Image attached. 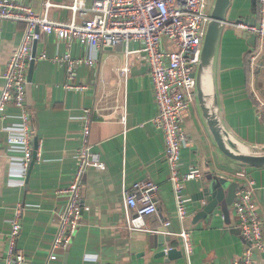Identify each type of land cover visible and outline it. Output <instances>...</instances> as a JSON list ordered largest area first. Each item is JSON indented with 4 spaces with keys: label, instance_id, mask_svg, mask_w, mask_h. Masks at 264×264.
Here are the masks:
<instances>
[{
    "label": "crops",
    "instance_id": "obj_1",
    "mask_svg": "<svg viewBox=\"0 0 264 264\" xmlns=\"http://www.w3.org/2000/svg\"><path fill=\"white\" fill-rule=\"evenodd\" d=\"M22 1L38 13L45 11L47 0ZM49 1L53 4L48 11L51 18H71L69 6L73 0ZM91 3L92 0H86L87 6ZM257 9L258 0H232L227 20L253 16ZM23 30L22 22L0 19V93L5 64L20 43ZM241 32L244 31L225 23L216 63L220 105L225 125L233 134L250 144L264 146V116L253 104H257L256 94L264 99V45L258 66L252 72L250 54L260 44L256 39L252 45ZM141 46L140 41H130L98 51L54 34L38 40L36 56L45 52L47 57L35 59L30 104L27 95L33 138L38 141L35 149L33 139L35 157L25 175L16 159L21 152L8 147L5 129L18 110L8 107V118L0 120V264H4L10 218L17 202L23 204L24 210L18 248L25 260L20 264H188L178 236L182 228L194 234L191 264H231L246 246L234 205L230 222L218 209L195 222V213L204 203L200 200L195 205L193 198L204 186L207 174L239 182L237 173L241 167H247L245 171L255 181L254 197L264 221V166H242L224 157L212 140L197 100L184 112L188 140L182 148L180 163L183 171L197 166L203 176L187 182L186 197L192 208L185 221L179 219L169 182L164 132L154 125L158 107L149 64L147 60L130 63L127 76L121 72L127 63L126 49ZM64 52L73 57L94 56L97 62L92 66L78 65L70 79L66 66L51 59ZM67 83L83 84L86 88L67 87ZM86 109L91 110L92 119L89 143L101 153L106 167L88 168L82 191L85 210L79 227L68 248L58 259L49 260L58 230V211L65 202L58 190L66 188L74 176ZM139 180L158 184V213L145 214L147 229L131 233L126 214L130 211L136 216L137 209L126 207L124 188H131ZM168 221L175 232L170 234L167 245L159 246L156 228ZM172 247L181 250L182 256L169 260L156 257L157 251ZM255 261L264 264V252L256 254Z\"/></svg>",
    "mask_w": 264,
    "mask_h": 264
},
{
    "label": "built area",
    "instance_id": "obj_2",
    "mask_svg": "<svg viewBox=\"0 0 264 264\" xmlns=\"http://www.w3.org/2000/svg\"><path fill=\"white\" fill-rule=\"evenodd\" d=\"M212 3V0H92L91 6H87L86 0H73L69 6L72 10L71 18L61 20L49 16V8L53 5L49 0L45 2L44 13L36 12L22 0H0V19L24 24L21 41L5 64L0 93V120L8 118V107L18 110L16 118L5 129L8 147L21 152L16 159L20 163L22 175L27 173L34 155L33 119L27 104V75L33 58L34 42L47 34H54L59 39L77 40L99 51L121 43L140 41L142 46L139 49H126L127 63L121 72L127 76L130 63L147 60L149 64L158 107L154 125L164 132L165 155L176 213L181 221H185L189 214L186 205L188 198L184 195L186 184L189 180L201 178L203 173L197 166L188 171L181 169L182 148L188 140L184 112L197 100L195 73L211 19ZM226 22L234 28L256 35L260 48L250 54L249 62L254 72L264 45V0H258V9L253 16ZM37 57L45 58L47 54L43 52L35 59ZM51 59L66 66L70 79H73L78 65L92 66L97 62L94 56L73 57L69 52L56 54ZM66 86L86 88L83 84L67 83ZM255 99L264 116V99L259 94L255 95ZM91 120V110L86 109L74 176L66 188L58 190L63 193L65 202L58 211V230L49 260L58 259L59 254L72 243L79 227L85 210L82 191L88 168L106 167L101 153L89 143ZM237 174L244 181L239 180L234 208L246 246L242 255L234 258L231 264H255L256 254L264 252V221L254 197L255 181L245 169ZM158 187L153 181L139 180L131 188H124L126 207L137 209L136 216L130 211L126 214L131 233L147 229L143 219L145 214L158 213L155 201ZM23 214V204L17 202L10 218L11 229L7 235L4 264H20L25 260L23 252L18 248ZM193 235L192 230L185 228L178 232L188 264H191L194 251ZM164 250L168 251V248Z\"/></svg>",
    "mask_w": 264,
    "mask_h": 264
},
{
    "label": "water",
    "instance_id": "obj_3",
    "mask_svg": "<svg viewBox=\"0 0 264 264\" xmlns=\"http://www.w3.org/2000/svg\"><path fill=\"white\" fill-rule=\"evenodd\" d=\"M232 0H213L210 12L211 19L207 26V31L202 44V52L197 71V102L202 118L212 137L218 151L226 158L237 162L242 166H264V146L253 145L233 134L225 125L223 112L220 105L217 79L216 63L218 50L227 21L228 10ZM248 38L252 45L256 44V35L248 32H241ZM35 41L32 49V59L29 63L27 75V95L28 103H31V81L33 65L36 57ZM35 149L38 138L34 137ZM36 152V151H35ZM34 152V153H35ZM35 157V156H34ZM34 157L30 166L33 163ZM204 186L194 195L195 205L197 201L205 200L197 209L194 221L205 219L217 209L220 210L226 222H230V210L234 205L236 191L240 187L237 180H228L216 174L209 173L204 177ZM159 246L167 245L171 236L175 232L172 224H161L156 228ZM164 256L166 260L175 259L182 256V251L172 247L168 251L161 249L156 252V257Z\"/></svg>",
    "mask_w": 264,
    "mask_h": 264
},
{
    "label": "rangeland",
    "instance_id": "obj_4",
    "mask_svg": "<svg viewBox=\"0 0 264 264\" xmlns=\"http://www.w3.org/2000/svg\"><path fill=\"white\" fill-rule=\"evenodd\" d=\"M231 21H233V20H231ZM252 102H253V100H252ZM253 104H254V108H255V110L257 111V112H259L260 114H262L261 113V109L259 108V106H258V104H256V103H254L253 102ZM193 106V105H192ZM241 168H243V169H247V167H241ZM249 168V167H248ZM241 181H243V179H240ZM185 190H186V188H185ZM184 190V195H185V197H186V191ZM187 198V197H186ZM186 205L188 206V208H192V202H191V200L190 199H188V200H186ZM12 216V215H11Z\"/></svg>",
    "mask_w": 264,
    "mask_h": 264
},
{
    "label": "trees",
    "instance_id": "obj_5",
    "mask_svg": "<svg viewBox=\"0 0 264 264\" xmlns=\"http://www.w3.org/2000/svg\"><path fill=\"white\" fill-rule=\"evenodd\" d=\"M248 62H249V61L246 62V64H247L246 67H248ZM248 71H249V70H248Z\"/></svg>",
    "mask_w": 264,
    "mask_h": 264
}]
</instances>
